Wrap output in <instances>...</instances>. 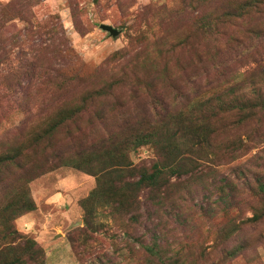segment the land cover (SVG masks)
I'll return each mask as SVG.
<instances>
[{"label": "rangeland", "instance_id": "374dc122", "mask_svg": "<svg viewBox=\"0 0 264 264\" xmlns=\"http://www.w3.org/2000/svg\"><path fill=\"white\" fill-rule=\"evenodd\" d=\"M247 1L0 0V159L21 156L0 168L1 264H264V127L245 126L237 151L231 137L215 138L213 175L173 180L161 204L139 193L138 223L115 205L88 215L82 202L97 178L77 167L138 122L173 128L205 97L228 98L237 82L250 90L264 16L237 17ZM129 158L146 168L158 155L141 148ZM29 168L43 174L26 184ZM26 191L35 208L11 221L7 206Z\"/></svg>", "mask_w": 264, "mask_h": 264}, {"label": "trees", "instance_id": "16d2710c", "mask_svg": "<svg viewBox=\"0 0 264 264\" xmlns=\"http://www.w3.org/2000/svg\"><path fill=\"white\" fill-rule=\"evenodd\" d=\"M261 3V0H249L240 5V8H237L238 11L235 10V15L244 18L254 10L253 14L263 18L264 12L260 7ZM258 27L259 32H254V34L261 38L260 35L264 29ZM207 30L211 33L214 26L208 25ZM253 63L254 69L244 76H248V78L253 76L259 80L251 85L250 90H242L240 82H237L227 91L228 98L226 94L223 97L220 96L221 94L214 98L212 96L205 97L204 100L191 106L184 117H181L182 120L178 121L173 128L159 129L155 128L153 124H147L148 122H138L135 124L136 134H127L121 138L119 134H115L112 140H102L101 144H106L100 148L108 147L102 151L104 155L94 153L83 157V162H77V167L97 178L96 189L82 202V205L88 210V215H96L95 208L98 206L115 205L113 212L116 216H130L129 221L138 223L139 219L135 218L133 214L136 212V205H140V202H137L139 193L148 191L150 195L153 194L150 203L157 205L161 204V196H165V193L174 186L173 180L186 182L197 175H213L214 170L211 166L219 160L214 151V148H217L213 141L215 138L221 136L228 139L231 137L229 146L233 151L246 148L247 144L237 138L240 136L239 132L241 133L245 126L252 123L258 130L257 134L264 127V55L254 57ZM214 68L216 72H221L219 66L214 65ZM222 70L227 69L224 66ZM251 72H257V74L254 76ZM64 120L67 119H60L59 122L51 126L48 135L42 137V141L46 139L52 141L57 133V128L62 126ZM248 134L246 135L248 136ZM141 148L154 149L158 155L157 162L146 168L133 166L129 156ZM2 157L0 168L8 167L11 162L16 164L19 158L21 160L20 155L7 159L5 158L7 155ZM56 158H60V156L58 155ZM8 161L10 162L8 163ZM56 163L52 167L62 165L60 162ZM27 170L31 175L28 178L24 177L26 184L43 174L35 172L34 168ZM126 175L127 179L135 180L127 181ZM247 184L249 183L246 182ZM258 191L264 194V184H259ZM24 194L23 199L15 205L7 206L6 211H9L11 221L35 208L28 192L26 191ZM85 223L89 227L88 219ZM9 234L19 239L22 238L16 230H11ZM146 251L153 256L160 254L158 250L150 246L146 247ZM37 255L38 253L32 258L34 261H36ZM158 261L162 263L160 259ZM17 262L18 260L4 264H17Z\"/></svg>", "mask_w": 264, "mask_h": 264}, {"label": "water", "instance_id": "95a60500", "mask_svg": "<svg viewBox=\"0 0 264 264\" xmlns=\"http://www.w3.org/2000/svg\"><path fill=\"white\" fill-rule=\"evenodd\" d=\"M100 28L105 31L108 32L110 35L112 36H117L119 34L118 30L114 29L113 27L109 26V25H101Z\"/></svg>", "mask_w": 264, "mask_h": 264}]
</instances>
